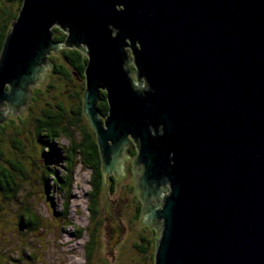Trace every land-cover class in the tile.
Returning a JSON list of instances; mask_svg holds the SVG:
<instances>
[{"label":"water","instance_id":"water-1","mask_svg":"<svg viewBox=\"0 0 264 264\" xmlns=\"http://www.w3.org/2000/svg\"><path fill=\"white\" fill-rule=\"evenodd\" d=\"M60 46L86 53L101 180L131 142L152 264H264V0H23L0 51V125Z\"/></svg>","mask_w":264,"mask_h":264},{"label":"rangeland","instance_id":"rangeland-1","mask_svg":"<svg viewBox=\"0 0 264 264\" xmlns=\"http://www.w3.org/2000/svg\"><path fill=\"white\" fill-rule=\"evenodd\" d=\"M9 4V1L2 0ZM17 2L11 6L16 7ZM53 56L56 61L69 67L62 52ZM51 65L36 85L38 98L33 106L24 107L18 112L14 121H6L0 146L6 156H16L26 163L24 174L15 172V179L21 184V191L14 202H3L5 209L0 217V264H149L151 252L155 248L154 237H158L153 225H147L143 214L138 215L140 205L137 195L132 154H125L121 170L115 181L106 180L104 189L99 193V202L95 216L88 208V191L92 187L91 168L84 161L75 162L74 182L67 190L59 182L50 178L45 184L44 159L42 144L37 142V128L33 116L40 112L47 99L62 98L65 105L71 108L74 98L73 90L79 89L81 80L54 71ZM33 94V92H32ZM4 109L7 106L3 107ZM29 108V109H28ZM9 119V117L7 118ZM14 139H20L26 146V155L22 157L15 148ZM69 139L62 135L60 143L67 145ZM21 156V157H20ZM64 161L60 162L59 173L66 170ZM58 183V184H57ZM26 207L39 217L38 227L30 230L21 227L20 214ZM6 213V214H5ZM94 227V228H93ZM95 231L93 249L86 255V244ZM151 238L152 245L148 251H141L136 243H142L141 237ZM12 258V259H9Z\"/></svg>","mask_w":264,"mask_h":264},{"label":"trees","instance_id":"trees-1","mask_svg":"<svg viewBox=\"0 0 264 264\" xmlns=\"http://www.w3.org/2000/svg\"><path fill=\"white\" fill-rule=\"evenodd\" d=\"M9 4L2 3L0 0V51L3 45L5 35L11 26V22L18 15L19 9L23 0H7ZM17 2V6L14 8L11 5ZM56 33L54 38L62 41L66 34H62V29H55ZM63 55L67 58L69 67L65 64L56 62L54 71L59 73L60 77L64 75L72 76L79 73L80 76L84 74V54L80 49L78 51L62 49ZM85 83L81 82L80 88L73 90L71 96L74 98V102H71V108L67 107L64 100L59 97L53 99H47L44 105L41 107L40 112L33 116V124L37 128L35 133L37 142L42 144V155L44 159V170L42 175L44 176L45 184L48 186L50 178L53 181L59 182L61 188L67 190L66 195L69 196L70 189L74 182L73 174L75 168V162L80 159L84 161L91 168L92 174V187L88 191V208L91 211V215L95 216L97 212V204L99 202V193L104 189L105 181L101 180L98 165L96 162L94 150L92 147L91 139L89 136L88 128L86 125L84 113H83V91ZM33 94L30 97L28 106H33L34 100L38 98L39 90L37 87L32 88ZM104 93L106 91H103ZM108 101L106 97L99 101V108L105 114L108 111ZM29 109V108H28ZM22 117V116H18ZM16 117L9 116L6 121H14ZM3 122L0 125V142L4 138L2 135L7 122ZM65 135L69 142L67 145L60 143V138ZM15 148L18 152H21V156L28 158L26 153V146L20 139H14ZM132 152V150L130 149ZM20 156V157H21ZM64 161L65 171L63 174L59 173V167L61 161ZM27 171V165L16 156H6L5 150L0 146V197L5 202H14L18 198V193L21 191V184L15 179V172L24 174ZM116 176L110 175L109 181H115ZM58 184V183H57ZM64 186V187H63ZM3 202L0 201V217L3 216L5 209H2ZM138 215H141V205H137ZM6 214V213H5ZM39 217L31 211L30 207H26L20 214L21 227L25 226L26 229H34L38 227ZM94 228V227H93ZM95 231H92V237L86 244V255L90 256L93 249ZM157 239L154 237L153 242ZM141 242L139 244V250L148 251L152 245L151 238L146 235H142ZM156 244V242H155ZM155 250V248H154ZM154 250L151 252V260L149 264L153 263ZM12 259V258H9Z\"/></svg>","mask_w":264,"mask_h":264},{"label":"flooded vegetation","instance_id":"flooded-vegetation-1","mask_svg":"<svg viewBox=\"0 0 264 264\" xmlns=\"http://www.w3.org/2000/svg\"><path fill=\"white\" fill-rule=\"evenodd\" d=\"M55 33H56V30H55ZM55 35V34H54ZM57 40V39H56ZM59 41V40H58ZM62 47L63 46H60L58 49H57V51H53L54 52V54H56L57 52H62ZM82 51V50H81ZM82 53L84 54V65L86 66V61H87V57H86V53H84L83 51H82ZM53 56H55V55H50V64H48V65H51V66H48V67H50V69L52 68H54L56 65V62H58V61H56L55 60V58L53 57ZM64 56V55H63ZM64 58L66 59V61H68L67 60V58L64 56ZM60 63H62V62H60ZM75 73H77V75L75 74V77H77L78 79H80L81 81H82V83H83V81H84V83H85V67H84V74H83V76H80L79 75V73L77 72V71H75ZM105 91V90H104ZM130 149H131V142L129 143V145H128V147H127V152L129 153V155H131L132 154V152L130 151ZM117 177V176H116ZM139 244H140V242L139 243H136V245H138L137 246V248H139Z\"/></svg>","mask_w":264,"mask_h":264}]
</instances>
